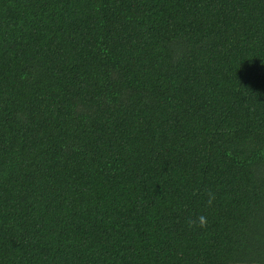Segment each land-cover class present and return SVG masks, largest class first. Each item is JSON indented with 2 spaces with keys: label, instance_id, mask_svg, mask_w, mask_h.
Listing matches in <instances>:
<instances>
[{
  "label": "trees",
  "instance_id": "obj_1",
  "mask_svg": "<svg viewBox=\"0 0 264 264\" xmlns=\"http://www.w3.org/2000/svg\"><path fill=\"white\" fill-rule=\"evenodd\" d=\"M0 264H264V0H0Z\"/></svg>",
  "mask_w": 264,
  "mask_h": 264
},
{
  "label": "clouds",
  "instance_id": "obj_2",
  "mask_svg": "<svg viewBox=\"0 0 264 264\" xmlns=\"http://www.w3.org/2000/svg\"><path fill=\"white\" fill-rule=\"evenodd\" d=\"M207 195V205L211 206L213 204V201L215 200V194L211 191L206 192ZM188 226L191 227H199V228H205L207 226V218L204 215H198L194 219L189 218L188 221Z\"/></svg>",
  "mask_w": 264,
  "mask_h": 264
}]
</instances>
